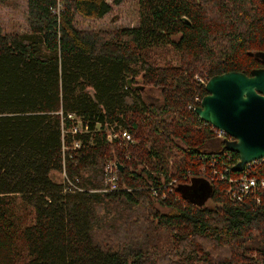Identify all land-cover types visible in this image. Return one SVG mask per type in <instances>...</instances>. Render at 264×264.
I'll list each match as a JSON object with an SVG mask.
<instances>
[{"label":"trees","instance_id":"16d2710c","mask_svg":"<svg viewBox=\"0 0 264 264\" xmlns=\"http://www.w3.org/2000/svg\"><path fill=\"white\" fill-rule=\"evenodd\" d=\"M26 3L29 31L0 32V264H264V200H229L218 183L193 200L212 155L220 168L238 154L188 108L205 94L198 77L263 64L262 0H138V26L98 31L74 19L103 17L108 0ZM68 113L89 131L71 133ZM114 123L137 140L128 159L106 140ZM108 158L127 190L97 191ZM122 200L148 215L110 216Z\"/></svg>","mask_w":264,"mask_h":264},{"label":"water","instance_id":"95a60500","mask_svg":"<svg viewBox=\"0 0 264 264\" xmlns=\"http://www.w3.org/2000/svg\"><path fill=\"white\" fill-rule=\"evenodd\" d=\"M204 88L205 94L194 112L232 138L223 140V148L239 157L232 171H241L247 162L264 157V68L251 70L250 76L236 71L213 75ZM117 167L123 170L119 162ZM192 192L193 200L205 201L210 198L211 186L202 179Z\"/></svg>","mask_w":264,"mask_h":264},{"label":"built area","instance_id":"2783aa9c","mask_svg":"<svg viewBox=\"0 0 264 264\" xmlns=\"http://www.w3.org/2000/svg\"><path fill=\"white\" fill-rule=\"evenodd\" d=\"M197 79L204 85L207 81L206 79L204 81L200 77H198ZM200 100L198 99V96H196L194 105L190 104L188 105V108L193 110L194 112L195 107L199 105H196V102L200 103ZM66 117L73 122L71 133L89 131L80 117L76 116L73 113H68ZM204 124L210 125L206 122H204ZM100 127V123H97L96 130H98ZM105 127L109 128L112 127V125L106 124ZM210 127L217 139H232L222 130L214 128L211 125ZM106 140L108 142L116 141L119 146L125 149L126 159L131 156L130 147H132L135 140L132 133L128 129L117 127L115 128V130H112V132H106ZM73 145L74 148L79 147L80 142L75 141ZM215 156L216 154L212 155L208 170L204 167L200 168V175L205 181H207L209 184L218 183L221 187L219 188V191L223 193L224 196L227 197V199L232 201H242L247 197H251L256 204H259L264 200V157L247 162L241 171L234 172L232 171V167L237 162L230 165H222V167L220 166V168H218L217 159ZM205 158H207V155H199L200 160H203ZM117 162L118 161L115 158L106 159L102 169L103 187L98 189L97 191L110 192L128 189L127 187L120 186L119 184L118 179L120 171L117 167ZM173 183H175V179L169 180L164 185L150 186L149 191L153 196L164 198L165 193L161 191L162 188L172 190L171 186ZM70 185L75 187L72 183ZM78 190L82 189L78 188Z\"/></svg>","mask_w":264,"mask_h":264},{"label":"rangeland","instance_id":"374dc122","mask_svg":"<svg viewBox=\"0 0 264 264\" xmlns=\"http://www.w3.org/2000/svg\"><path fill=\"white\" fill-rule=\"evenodd\" d=\"M111 4V10L105 14L101 18H84L81 16H76L74 19V25L77 29L83 31H98V30H113V29H121V28H131L136 27L139 24V5L138 0H123L120 4L114 5L111 3V0H108ZM26 9L27 3L26 0H0V32L2 33H23L28 32L29 28L26 22ZM166 51L163 53L167 59L171 60L172 63H178V59L175 58L174 53L171 49L165 48ZM163 56L160 59V62L163 61ZM201 78V77H200ZM203 79V78H201ZM205 81V79H203ZM143 85L141 81H138V85ZM144 87V86H143ZM146 88V87H145ZM144 89V88H143ZM151 90H146L143 93V97L147 102L154 100L155 98H160V91L157 90L156 87H151ZM200 100V98L198 97ZM160 100V99H159ZM158 100V101H159ZM195 101V98H194ZM199 102H196L198 105ZM116 123L112 124V127H104V131L112 132L115 130ZM100 128L98 129V131ZM133 135V134H132ZM134 137V135H133ZM134 144L132 147L137 144V140L134 137ZM119 147V146H118ZM131 147V148H132ZM132 153V152H131ZM112 159V158H108ZM104 165V164H103ZM92 168L86 169L87 173L93 174ZM120 174V173H119ZM57 180H60L62 176L54 174ZM103 187V184H102ZM101 187V188H102ZM164 190V188H162ZM167 189V188H166ZM169 192L172 190L167 189ZM112 207V212H110V216H116L120 213V220H129L134 218V216L148 215V208L141 206H132L124 202V200L118 203L109 204V210ZM23 205L18 206V210L22 209ZM26 216L27 218L31 217L30 208H27ZM23 213V212H22Z\"/></svg>","mask_w":264,"mask_h":264},{"label":"flooded vegetation","instance_id":"af4514ba","mask_svg":"<svg viewBox=\"0 0 264 264\" xmlns=\"http://www.w3.org/2000/svg\"><path fill=\"white\" fill-rule=\"evenodd\" d=\"M263 64H261V66H259L258 68H264V58H262V60H260ZM256 69V68H254ZM253 70V69H251ZM251 70L248 72V73H244L245 75L247 76H250L251 75ZM226 72H230V71H226ZM226 72H223V73H226ZM237 72V71H236ZM223 73H220V74H223ZM243 73V72H242ZM220 74H217V75H220ZM208 80V79H207Z\"/></svg>","mask_w":264,"mask_h":264}]
</instances>
